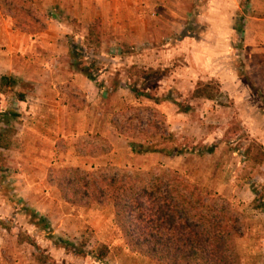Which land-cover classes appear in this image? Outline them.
<instances>
[{"label":"rangeland","instance_id":"374dc122","mask_svg":"<svg viewBox=\"0 0 264 264\" xmlns=\"http://www.w3.org/2000/svg\"><path fill=\"white\" fill-rule=\"evenodd\" d=\"M263 8L264 0H251L246 11L239 0H0V76L15 74L29 84L27 104L13 99L8 103L0 94V110L21 111V118L12 122L18 132L14 146L0 149V226L17 227L12 236L20 231L36 241L20 251L10 240L8 264H38L35 255L44 252L77 264H158L127 246L112 205L79 207L63 199L51 177L66 167L177 171L204 192L236 202L248 227L238 242L243 264L248 258L264 263V211L252 207L254 187L264 182V164L248 153L250 146L264 145ZM56 11L79 24L57 19ZM236 11L245 14L242 37L227 29L240 22L234 19ZM35 17L39 24L31 20ZM20 19H27L34 30L47 29L24 32ZM96 19L103 21L102 52L113 60L110 72L97 73L99 80L111 84L121 72L124 85L138 83L144 89L145 79L132 76L131 66L155 67L165 74L157 84L160 102L137 99L126 88L111 93L109 86L93 83L90 90L77 82L71 37L82 44ZM120 45L137 55L122 59ZM99 67L104 64L97 63L95 69ZM200 82L219 87L217 98L192 99ZM42 95L62 106L40 109ZM178 102L190 111L181 113ZM131 118L138 129L158 135L152 141L175 134L188 142L190 152L178 157L135 153L132 141L114 125ZM94 136L108 139L111 152L79 156L78 145ZM96 148L104 145L96 142ZM32 211L45 216L51 227L41 230L31 223ZM103 245L110 253L98 261L93 253ZM257 247L262 255L252 252ZM79 252L89 255L78 257Z\"/></svg>","mask_w":264,"mask_h":264},{"label":"trees","instance_id":"16d2710c","mask_svg":"<svg viewBox=\"0 0 264 264\" xmlns=\"http://www.w3.org/2000/svg\"><path fill=\"white\" fill-rule=\"evenodd\" d=\"M240 5L247 10L251 0H239ZM57 19L69 24H79L78 20L64 15L63 11H56ZM234 19L240 20L233 25V32L242 34L245 31V14L237 12ZM39 24L40 19L31 18ZM24 32H43L46 26L38 31L30 25L27 19H20ZM82 44L71 37L70 55L74 59V66L79 73L93 81L98 88L108 87L111 93L118 92L123 86L121 72H116L111 84L104 85L98 74L110 72L112 59L102 52L104 30L102 19H96L86 30ZM120 57L136 56L134 50L127 45H120ZM104 67L95 69L97 63ZM106 65L109 69H106ZM132 76L145 79L146 87L139 84L129 85L128 89L137 99L148 98L160 102L157 95L158 83L164 78L161 70L138 63L132 66ZM135 71V72H134ZM98 73V74H97ZM165 75V74H164ZM157 79V81H155ZM152 80V81H151ZM29 84L15 74L0 76V94L5 96L8 103L13 100L26 102ZM220 92L219 87L212 83H198L192 94V99L207 98L214 100ZM181 113H188L190 107L182 102L177 103ZM21 118L14 107L0 110V149H11L15 143L17 129L13 121ZM126 122L114 121L117 132L129 138L131 147L137 154L161 152L170 157L186 155L190 152L187 141H182L175 134L154 142L158 137L148 129H138L131 118ZM96 142L104 145V149L97 150ZM264 146V145H263ZM250 146L248 153L258 164H264V147ZM197 147V146H196ZM191 149L192 151H198ZM112 145L108 139L100 136L87 137L78 145V155L96 157L110 153ZM214 148L208 149L214 153ZM255 151V152H254ZM63 199L69 204L79 207L93 205H112L115 221L119 226L127 246L138 254L145 255L152 262L158 264H243L238 242L247 234L245 212H242L236 202L214 192H204L197 184L186 181L179 172L174 170H151L147 173H130L111 169L109 172L101 170L87 171L80 167H66L55 171L51 177ZM256 197L252 203L255 210L264 211V182L254 187ZM32 222L41 230H48L51 224L47 218L37 211H32ZM37 220V221H36ZM11 229V227H8ZM31 235L19 234V243L35 245ZM44 252V251H43ZM75 253V252H72ZM110 253V247L103 245L96 255L98 261L105 260ZM79 252L77 256H88ZM92 255V254H90ZM38 264H77L68 260H57L49 253L35 255Z\"/></svg>","mask_w":264,"mask_h":264},{"label":"crops","instance_id":"0c3cea01","mask_svg":"<svg viewBox=\"0 0 264 264\" xmlns=\"http://www.w3.org/2000/svg\"><path fill=\"white\" fill-rule=\"evenodd\" d=\"M263 13H264V8H263ZM232 26L230 24L229 27L227 26V29L229 31L231 30L233 32V27ZM221 29H225V26L221 27ZM181 32L182 31H180V33ZM231 70H233V68ZM75 76H76L77 82L79 81L81 83L80 85H82V87H84V88L90 89L91 85H93V83H94L93 81L89 80L86 76H84L83 74H81L79 72L76 73ZM73 81H74V79H73ZM94 85L96 86L95 83H94ZM122 85L123 86L119 89V91H121L122 89H125V88L128 89V86L124 85L123 82H122ZM43 86H44V84H43ZM87 89H85L84 91H86ZM90 90H87V91L90 92ZM54 100H57V99H54ZM40 101H41V104L38 105L40 107V109L46 108L47 111L48 110L50 111L52 108H54V106L56 107L57 105H61L60 102H55V101L53 102L52 100H50L48 98V95H42L41 98H40ZM22 103L27 104V101L26 102H22ZM19 113H21V111ZM57 121L62 124V119L61 118L59 120H57ZM83 126H85V125H83ZM45 139H47V137H45ZM16 228L17 227L9 229L7 226L6 227H4L2 225L0 226V264H8V261H9L8 260V256H9V253H11V251H12V248L9 247L10 246L9 244L11 243L10 240H13V241L15 240V244L11 243V246L15 247L17 250H20V251L25 247V245L28 244V243H23V244L19 243L20 231H15V235L12 236L14 234L13 230L16 229ZM248 250H249V253H252V252H256L257 253L259 251V253H257V254H261L260 253L261 249H259L258 247L254 248V250L252 252H250V249H248ZM256 253H254V254L256 255ZM258 257H260V256L258 255ZM260 259L261 258H259V261L257 262V261H252L251 259L248 258V263H245V264H262Z\"/></svg>","mask_w":264,"mask_h":264}]
</instances>
